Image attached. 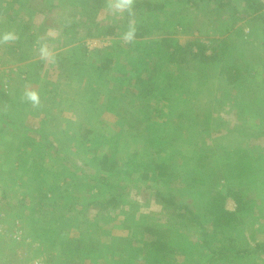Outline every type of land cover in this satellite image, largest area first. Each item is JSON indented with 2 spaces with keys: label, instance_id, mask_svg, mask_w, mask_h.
Returning a JSON list of instances; mask_svg holds the SVG:
<instances>
[{
  "label": "rangeland",
  "instance_id": "rangeland-1",
  "mask_svg": "<svg viewBox=\"0 0 264 264\" xmlns=\"http://www.w3.org/2000/svg\"><path fill=\"white\" fill-rule=\"evenodd\" d=\"M149 1V15L135 14L137 31L147 34L128 44L121 39L127 16H109L106 0H0V33L21 34L0 44V264L31 257L146 264L144 226L162 230L169 264H264V252L255 250L264 243V0L257 14L243 0ZM89 19L101 29L92 38L85 36ZM72 24L80 25L76 36L74 29L62 34ZM107 26L116 27L112 35L104 34ZM38 38L59 50L35 75L60 108L20 131L12 124L24 119L11 104L40 63ZM65 40L76 47L71 55ZM194 41L206 54L215 51V61L170 57ZM106 59L112 62L104 68ZM223 66L234 83L219 74ZM78 89L88 98L79 106L59 100ZM103 154L111 170L100 168ZM156 192L193 210L208 228V247L199 227L171 217ZM234 194L242 207L236 223L212 230L208 203L222 195L234 211ZM102 199L116 206L99 210ZM17 228L30 243L11 240Z\"/></svg>",
  "mask_w": 264,
  "mask_h": 264
},
{
  "label": "trees",
  "instance_id": "trees-1",
  "mask_svg": "<svg viewBox=\"0 0 264 264\" xmlns=\"http://www.w3.org/2000/svg\"><path fill=\"white\" fill-rule=\"evenodd\" d=\"M244 4L249 11L248 14H257L263 10V3L259 0H243ZM155 4L149 0H139L135 2L134 10L135 14H143L149 15V13L153 10ZM128 19V17H127ZM89 21V22H88ZM84 26L86 27V37H94L101 32V29H98L99 25L92 21V19L88 20ZM77 24L67 25L63 28L62 33H66L69 29H74L73 35L76 36L78 32ZM77 28V29H76ZM116 27L107 26L104 31L105 35H112ZM76 29V31H75ZM99 32V33H98ZM147 34V31H137L136 38H141ZM74 38V37H72ZM162 43L166 45L170 49V45H168V39H162ZM192 47L196 48V51H193ZM178 55H190L192 59L196 60L197 63H207L215 61L216 53L215 51L206 54L205 47L202 43L198 41H194L191 43H187L184 47L177 46L173 51L169 53L170 57L174 58ZM172 60V59H171ZM110 59H106L105 63L102 65L104 68L111 64ZM230 67H220L219 74L225 77L226 81L231 84L235 82L234 78H230L231 74ZM108 155L103 154L101 159L99 160L100 168L102 170H111L113 168L112 165H108L107 162ZM240 163V162H239ZM243 164H239V168H242ZM165 165L157 164L155 169L158 170V176L165 175ZM157 199L164 205L165 208H169V214L171 217L175 218L178 221H183L185 223H192L199 227V232L203 244L207 246V237H208V228L199 220L196 214L190 209L188 206L179 203L178 200L174 196H165L161 192H156ZM233 198L236 202V209L234 211H229L224 206L225 197L222 195H217L213 198L207 206V213L211 218V227L212 230L216 229L219 233H223L224 230L230 227L232 224L237 221V213L242 210L240 197H237L236 194L233 195ZM99 210H106L108 205L111 207L116 206L114 199L100 200L96 203ZM143 239L140 242L139 249L149 254V259H146V264H169V259L165 257L171 250L170 246L164 240V234L160 228L152 227V226H144L142 228ZM208 247V246H207ZM255 250L258 252H264V243L255 245ZM211 252V251H209ZM212 253V252H211ZM243 253H247V251H243ZM213 255L211 254V257Z\"/></svg>",
  "mask_w": 264,
  "mask_h": 264
},
{
  "label": "crops",
  "instance_id": "crops-1",
  "mask_svg": "<svg viewBox=\"0 0 264 264\" xmlns=\"http://www.w3.org/2000/svg\"><path fill=\"white\" fill-rule=\"evenodd\" d=\"M24 28L27 29V26H24ZM18 35H21V34L18 32ZM57 36L60 37L61 36V33H57ZM72 44H70V43L68 44L67 43V40H65V43H63V45H62V46H64V48L66 50L65 53H68V55L69 54L71 55L72 49H74V50L76 49V47L75 46L73 47ZM69 51H70V53H69ZM54 52H59V50L58 51L55 50ZM68 55H67V57H68ZM35 56L38 57V59H39V56L38 55H35ZM32 58H35V57H32ZM26 61L27 62H30V61H32V59L28 56L27 59H26ZM39 62L40 63H35V65H33L34 68L33 69L31 68L32 73H30V75L28 76L27 80H25L23 82L22 87L19 84V87H16L15 88V97H17V100L16 101H12V104H11L12 107H15L16 108V110L13 111V113H14L15 116H18V118H22L24 120L12 124V126H14L16 129H19L20 131L21 130H25V131L27 130L28 127L26 128V126L24 125L25 122H28V125H29V122L32 120V118L34 120L37 119V118H35L36 116L40 117V119L43 117V120H46L45 118L47 116L53 115V114H57V110L59 111V108H60L59 107V108H56L55 109L49 103V101H53L54 102L55 95H54V98L51 99L49 97V95L47 94L48 91H45L47 89H46V87H44L45 86L44 77H41L42 75H39V76L38 75H35V74L41 72L44 63L47 66L49 62L51 63V61H43V60H40L39 59ZM45 67H43V68H45ZM45 70L46 69H44L43 72H45ZM86 72H88V71H86ZM41 74H43V73L41 72ZM98 75L100 76L99 73H98ZM96 78L98 80V76H96ZM15 82L16 81H14V83ZM26 88H30V89H33V90H36L37 92H39L40 98H41V103H40V106L39 107H33L30 103L26 102L25 100L23 102H21L22 101V98H23V93H24V91H25ZM65 89H67V87H65ZM84 92L85 91H81V89H78L77 94L76 93L66 92V94H63V97L62 98H59V100L61 99L62 101L68 102V103H70V105L73 103L77 107V106H79L80 102H84L85 99H88L86 97L87 96L86 92L85 93ZM96 99H97V97H95V100ZM54 104H55V106H57L56 103H54ZM22 105L25 106V109L23 111H21V106ZM65 111H67V110H65V107H64V110L61 112V114L62 113L65 114ZM70 114L76 115V114H81V113L79 111H75L74 113H71L70 111H68V114L67 115H70ZM43 120H42V123L40 122V124L45 123V121H43ZM4 124L6 125V123H4ZM30 130L31 131H34L35 129L33 128V129H30ZM30 242H31V238H30Z\"/></svg>",
  "mask_w": 264,
  "mask_h": 264
},
{
  "label": "clouds",
  "instance_id": "clouds-1",
  "mask_svg": "<svg viewBox=\"0 0 264 264\" xmlns=\"http://www.w3.org/2000/svg\"><path fill=\"white\" fill-rule=\"evenodd\" d=\"M135 0H106V13L111 17H128L126 31L123 32L121 39L128 44L135 41L137 35V27L135 21ZM55 33L50 32L49 36ZM19 40V35L14 31L0 33V44L14 43ZM43 38H38L37 52L40 60L55 62V52L49 47L47 42H41ZM23 99L30 103L33 107H39L41 98L36 90L26 88L23 93Z\"/></svg>",
  "mask_w": 264,
  "mask_h": 264
},
{
  "label": "built area",
  "instance_id": "built-area-1",
  "mask_svg": "<svg viewBox=\"0 0 264 264\" xmlns=\"http://www.w3.org/2000/svg\"><path fill=\"white\" fill-rule=\"evenodd\" d=\"M2 216V214H1ZM10 238L11 240H13L14 242H20V243H29L30 242V238L23 235V233L20 231V228H17L15 231H13L10 234ZM22 264H44L43 260L41 258L38 257H31L29 259H27L25 262H23Z\"/></svg>",
  "mask_w": 264,
  "mask_h": 264
}]
</instances>
